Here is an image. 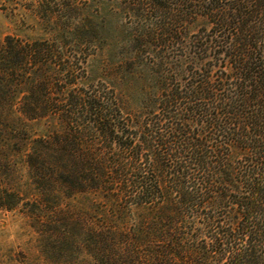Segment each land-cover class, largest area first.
<instances>
[{
	"label": "trees",
	"instance_id": "1",
	"mask_svg": "<svg viewBox=\"0 0 264 264\" xmlns=\"http://www.w3.org/2000/svg\"><path fill=\"white\" fill-rule=\"evenodd\" d=\"M87 2L0 38V209L36 264H264V0Z\"/></svg>",
	"mask_w": 264,
	"mask_h": 264
},
{
	"label": "rangeland",
	"instance_id": "2",
	"mask_svg": "<svg viewBox=\"0 0 264 264\" xmlns=\"http://www.w3.org/2000/svg\"><path fill=\"white\" fill-rule=\"evenodd\" d=\"M61 1L0 0V38L5 35H14L28 40L52 37L51 33L55 27L50 23L52 22L48 18L50 16H47L50 14L47 5L54 7L55 2ZM70 1L73 3L76 0ZM77 3L82 4V8L90 9V12L80 11L81 19L90 20V13L96 15L95 6H88L87 0H77ZM70 14L75 18L78 16L75 13ZM113 22L111 26H108L109 31L116 27L115 21ZM87 39L89 40V38L76 39L71 35L66 40L65 46L67 49H82L84 52H89L92 48L91 43H87ZM100 43L104 44L103 41ZM90 60L91 58H89L90 65L94 64V61ZM42 129V123H30L31 133L39 134ZM41 262L40 234L31 227L29 217L20 207L14 210L0 209V264H36Z\"/></svg>",
	"mask_w": 264,
	"mask_h": 264
}]
</instances>
